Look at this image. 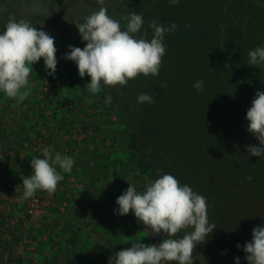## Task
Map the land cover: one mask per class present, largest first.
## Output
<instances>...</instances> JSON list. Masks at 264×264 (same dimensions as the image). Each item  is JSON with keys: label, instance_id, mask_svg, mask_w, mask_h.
<instances>
[{"label": "trees", "instance_id": "1", "mask_svg": "<svg viewBox=\"0 0 264 264\" xmlns=\"http://www.w3.org/2000/svg\"><path fill=\"white\" fill-rule=\"evenodd\" d=\"M104 6L122 30V17L141 14L137 35L148 39L152 22L176 26L164 44L179 55L183 115L160 120L159 138L157 123L144 119L149 108L137 102L149 76L91 94L85 87L90 77L81 78L76 64L62 58L69 45L86 46L75 24L99 10L97 0H0V34L10 16L29 20L54 38L58 60L54 76L42 58L33 65L24 101L0 91V264H108L116 252L108 237L94 234L87 215L96 208L124 219L111 201L129 183L143 190L162 174L206 197L209 222L217 228L192 255L209 264H235L236 257L247 264L243 245L264 225V157L246 149L261 146L247 131L246 112L255 93L264 91V66L248 65L249 51L264 46V0H104ZM163 73L153 76L157 86ZM159 91L161 105L170 109L172 101ZM77 126L87 132L82 141L73 138ZM45 148L72 157L74 166L61 172L54 193L36 192L42 207L36 217L33 199H22V179ZM163 238L155 235L152 243Z\"/></svg>", "mask_w": 264, "mask_h": 264}, {"label": "clouds", "instance_id": "2", "mask_svg": "<svg viewBox=\"0 0 264 264\" xmlns=\"http://www.w3.org/2000/svg\"><path fill=\"white\" fill-rule=\"evenodd\" d=\"M98 11L75 24L82 40L83 48L69 45V51L62 57L74 62L81 78L90 77L85 87L91 94H98L104 86H126L139 75L158 76L162 57L166 53L164 37L175 31V25L165 26L152 22L153 37L149 41L138 36L144 20L141 14L131 13L121 19L127 21L126 29H121L118 20L108 15L104 0H97ZM179 0H171L172 5ZM57 49L54 38L41 28L34 27L29 20L10 16L5 30L0 34V91L6 97L24 101L30 95L29 76L33 65L44 61L49 76L57 70ZM248 65L264 66V46H258L248 53ZM203 81L193 87L199 91ZM162 83L160 87H164ZM112 97H105L110 103ZM138 103H154L153 97L141 93ZM249 122L247 131L255 136L261 146L246 145L249 156L264 157V91H257L246 112ZM44 158H31L32 173L22 179V199L34 197L37 191L52 194L58 183L64 179L63 173H71L74 160L70 156L43 149ZM59 171H58V168ZM251 181L252 177H246ZM114 210L117 215L134 214L152 235L165 234L159 244H144L137 240L130 247L123 248L109 258L108 264H193L192 254L198 245L204 244L217 228L208 219L206 197L196 193L187 184L181 185L171 174H162L150 182L143 190L129 183L121 194ZM182 237L177 238L182 230ZM237 248L241 245L237 244ZM247 264H264V225L254 227L252 239L243 245ZM240 264V258H235Z\"/></svg>", "mask_w": 264, "mask_h": 264}, {"label": "rangeland", "instance_id": "3", "mask_svg": "<svg viewBox=\"0 0 264 264\" xmlns=\"http://www.w3.org/2000/svg\"><path fill=\"white\" fill-rule=\"evenodd\" d=\"M148 40L150 41L151 39ZM178 57L179 55L176 53L175 49H169L166 47V53L162 57L161 68L159 71V73L164 72L160 77V83H163L165 86H157L154 77L149 76L150 82L145 84L139 93H147L153 97L154 103L142 104L144 107L149 108V111L143 115L146 114L144 117L145 120L157 123V126L160 120H165L168 116L178 115L181 113L183 115V112L178 111L182 108L181 103L185 98V89L183 84H181V81L184 79V74L182 72V68L177 63ZM159 89H162L167 94V97L172 101V107L170 109L161 105ZM96 111H98V109ZM94 117L98 118L99 115L97 114ZM159 131L160 129L158 126V131L155 133L156 136L162 138ZM86 133L87 132L83 131L80 126H77L74 129L73 138L82 141V139L86 136ZM70 180L72 182L74 181L77 184V187L81 185L78 181H76V175L74 173L71 175ZM117 195V192H114V196ZM116 200L117 199L111 201L113 208L117 206ZM41 210L42 207L40 204L39 210L37 213H34L36 217L40 216ZM90 211L91 212L87 215L86 219L92 220L93 225L96 227V229L94 227L91 230H93L94 234L98 237H108L109 248H111L113 252H118L123 248L130 247L131 242H135L137 240H142L141 242L144 244H151L153 242L155 235L149 234L150 229H145L143 223L138 222L134 214L131 212L126 216H122L124 219L117 218L114 220L112 218L113 214L111 211H107L104 214L98 212L96 208H93ZM110 244H112V247H110ZM192 258L193 264H209V262L207 263V261L201 256L192 255Z\"/></svg>", "mask_w": 264, "mask_h": 264}, {"label": "built area", "instance_id": "4", "mask_svg": "<svg viewBox=\"0 0 264 264\" xmlns=\"http://www.w3.org/2000/svg\"><path fill=\"white\" fill-rule=\"evenodd\" d=\"M33 199V206L32 208L30 209V212L31 213H37V211L39 210V207H40V197L38 195H34V197H32Z\"/></svg>", "mask_w": 264, "mask_h": 264}]
</instances>
